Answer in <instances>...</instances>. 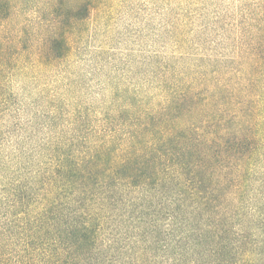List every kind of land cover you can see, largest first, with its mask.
<instances>
[{
	"label": "trees",
	"instance_id": "trees-1",
	"mask_svg": "<svg viewBox=\"0 0 264 264\" xmlns=\"http://www.w3.org/2000/svg\"><path fill=\"white\" fill-rule=\"evenodd\" d=\"M0 264H264V0H0Z\"/></svg>",
	"mask_w": 264,
	"mask_h": 264
},
{
	"label": "rangeland",
	"instance_id": "rangeland-1",
	"mask_svg": "<svg viewBox=\"0 0 264 264\" xmlns=\"http://www.w3.org/2000/svg\"><path fill=\"white\" fill-rule=\"evenodd\" d=\"M128 33L125 20H121L113 26L112 24L110 25L107 29V35L102 33L89 43L90 48L92 47L96 51L101 49L106 53L105 59L109 63L106 67L107 74H110L112 71L108 70V68L114 69V66L118 67V73H123L126 63L129 64L130 61H134L131 59H134L138 55L139 51H141L140 49L142 51H144L143 49L152 51L150 43H147L143 39V43L146 44L139 45L137 38L131 37Z\"/></svg>",
	"mask_w": 264,
	"mask_h": 264
}]
</instances>
